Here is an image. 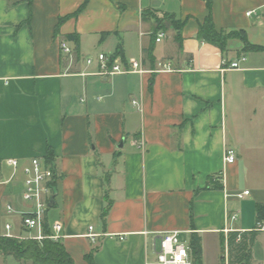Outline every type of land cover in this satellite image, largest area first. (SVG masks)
<instances>
[{
    "label": "crops",
    "instance_id": "crops-1",
    "mask_svg": "<svg viewBox=\"0 0 264 264\" xmlns=\"http://www.w3.org/2000/svg\"><path fill=\"white\" fill-rule=\"evenodd\" d=\"M84 1L0 0V236L6 223L26 234L5 205L29 207L21 167L12 175L6 160L23 165L50 149L57 180L46 223L63 224L60 241L76 264L96 245L95 264H145L166 230L198 233L204 264L206 244L227 252L228 233L254 229L264 205V182L252 175L264 169V128L257 121L243 132L242 116L264 101V0H210V8L206 0H86L71 15ZM209 12L216 30L241 31L261 47L243 50L235 36L222 52L199 40ZM118 49L124 67L141 60L151 72L97 74V55ZM164 63L172 70L158 71ZM0 264L19 263L0 254ZM250 264H264L254 246Z\"/></svg>",
    "mask_w": 264,
    "mask_h": 264
},
{
    "label": "built area",
    "instance_id": "built-area-1",
    "mask_svg": "<svg viewBox=\"0 0 264 264\" xmlns=\"http://www.w3.org/2000/svg\"><path fill=\"white\" fill-rule=\"evenodd\" d=\"M255 10L246 12V15H252ZM163 33H158L156 41H160ZM61 51L68 57H72V49L65 42H59ZM241 60L244 59L242 56ZM231 61L224 68H237L239 60ZM98 71L99 75H116L123 73H144L151 72L142 67L141 60H130L129 66L124 67L119 59H114L110 62V57H107L103 53L97 55ZM91 59H87V63H90ZM172 70L169 63L161 65L158 71H170ZM134 104L136 101H132ZM236 160V152L234 149L226 147L224 150L225 163H232ZM6 163L13 169V174L21 167L22 170V182L23 189L21 197L29 207L26 210L17 211L12 205H5V212L7 214H19L20 226L25 230V235H15L11 232V224L6 223V233L4 236L13 238H27L42 240L49 238L54 241H59L63 237V224L60 221L54 222L49 228V233H44L43 225L46 222V214L49 209V201L54 193L56 185V171L52 162H48L44 156L36 155L30 158L27 163L21 165V162L17 159H7ZM1 180V178H0ZM249 191L235 193V196L239 199L248 195ZM236 219V214H232L231 220ZM92 226L88 227L89 232L86 234L90 239L94 240L97 234L91 232ZM255 229L264 231V223L258 222ZM179 232L177 230H166L159 235V248L155 252V258L150 261H146L145 264H196L192 256V251L189 242L184 243L178 239Z\"/></svg>",
    "mask_w": 264,
    "mask_h": 264
},
{
    "label": "trees",
    "instance_id": "trees-1",
    "mask_svg": "<svg viewBox=\"0 0 264 264\" xmlns=\"http://www.w3.org/2000/svg\"><path fill=\"white\" fill-rule=\"evenodd\" d=\"M210 8V0H206ZM86 4V0L82 5L71 15H76ZM68 15V16H71ZM65 17L58 19L57 25L62 22ZM178 29V27H177ZM179 30V29H178ZM241 31L231 30L225 31L223 29L216 30L212 23L210 12L206 16L204 22L199 25L196 37L208 43L217 46L222 52L226 51V41L230 37L240 36L244 42L243 50L258 49L261 46L250 44L244 36H241ZM76 35H71V37ZM176 40L180 42V33L176 35ZM120 50L110 56V62L120 54ZM90 138V135H89ZM48 162H52L53 154L50 149H47L44 155ZM221 174V172L219 173ZM208 188H222L221 183L208 182ZM106 204L100 214L102 223H105V217L111 205V200L108 198L107 191L105 192ZM256 220L257 223L264 222V205L258 203L256 205ZM44 233H49V228L45 222L43 225ZM260 230L252 229L249 231H231L226 238L227 244V264H250L252 258V247L254 246L257 235ZM189 244L192 251V256L196 264L201 262V242L200 236L196 232L190 234ZM98 245L91 248L90 252L85 255L84 264H95L93 260L94 253L98 250ZM0 254L4 256H11L19 264H76L68 252L65 250L62 242L54 241L49 238L40 241L27 238H13L0 236Z\"/></svg>",
    "mask_w": 264,
    "mask_h": 264
},
{
    "label": "rangeland",
    "instance_id": "rangeland-1",
    "mask_svg": "<svg viewBox=\"0 0 264 264\" xmlns=\"http://www.w3.org/2000/svg\"><path fill=\"white\" fill-rule=\"evenodd\" d=\"M242 116L246 117L248 123L244 127L243 132L250 133L253 130L252 126H256L257 121L259 126L264 128V101L255 106H246L242 112ZM251 155V154H248ZM254 174V175H253ZM256 174V175H255ZM255 180L264 182V169L254 170L252 173ZM181 242L188 243V235H183L178 238ZM225 255V257H223ZM254 255L258 260H264V234L256 237L254 243ZM27 264H30L28 261ZM204 264H227V252H224L219 242L212 244L209 242L204 248Z\"/></svg>",
    "mask_w": 264,
    "mask_h": 264
},
{
    "label": "water",
    "instance_id": "water-1",
    "mask_svg": "<svg viewBox=\"0 0 264 264\" xmlns=\"http://www.w3.org/2000/svg\"><path fill=\"white\" fill-rule=\"evenodd\" d=\"M121 144H122V143H121ZM52 201H53V198H51V199H50V201H49V204H48V205H49V207H51V206H52Z\"/></svg>",
    "mask_w": 264,
    "mask_h": 264
}]
</instances>
